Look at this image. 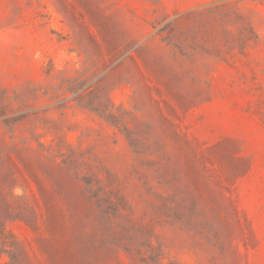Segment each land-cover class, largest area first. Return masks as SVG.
<instances>
[{
	"label": "rangeland",
	"instance_id": "1",
	"mask_svg": "<svg viewBox=\"0 0 264 264\" xmlns=\"http://www.w3.org/2000/svg\"><path fill=\"white\" fill-rule=\"evenodd\" d=\"M0 264H264V0H0Z\"/></svg>",
	"mask_w": 264,
	"mask_h": 264
},
{
	"label": "trees",
	"instance_id": "2",
	"mask_svg": "<svg viewBox=\"0 0 264 264\" xmlns=\"http://www.w3.org/2000/svg\"><path fill=\"white\" fill-rule=\"evenodd\" d=\"M0 234H1V225H0Z\"/></svg>",
	"mask_w": 264,
	"mask_h": 264
}]
</instances>
